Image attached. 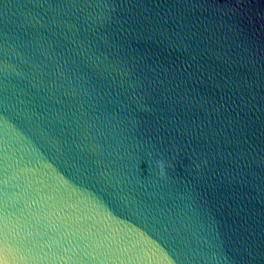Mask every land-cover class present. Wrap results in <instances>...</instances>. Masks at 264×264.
I'll return each mask as SVG.
<instances>
[{
	"label": "water",
	"instance_id": "95a60500",
	"mask_svg": "<svg viewBox=\"0 0 264 264\" xmlns=\"http://www.w3.org/2000/svg\"><path fill=\"white\" fill-rule=\"evenodd\" d=\"M0 264H264V0H0Z\"/></svg>",
	"mask_w": 264,
	"mask_h": 264
}]
</instances>
